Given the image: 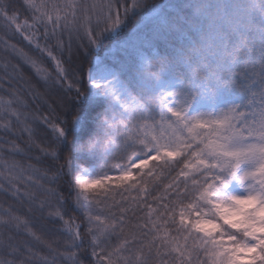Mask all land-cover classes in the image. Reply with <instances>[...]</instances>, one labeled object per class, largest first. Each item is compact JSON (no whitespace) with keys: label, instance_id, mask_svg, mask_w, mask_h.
<instances>
[{"label":"snow or ice","instance_id":"obj_1","mask_svg":"<svg viewBox=\"0 0 264 264\" xmlns=\"http://www.w3.org/2000/svg\"><path fill=\"white\" fill-rule=\"evenodd\" d=\"M0 264H264V0H0Z\"/></svg>","mask_w":264,"mask_h":264},{"label":"trees","instance_id":"obj_2","mask_svg":"<svg viewBox=\"0 0 264 264\" xmlns=\"http://www.w3.org/2000/svg\"><path fill=\"white\" fill-rule=\"evenodd\" d=\"M250 2H255V0H250Z\"/></svg>","mask_w":264,"mask_h":264}]
</instances>
